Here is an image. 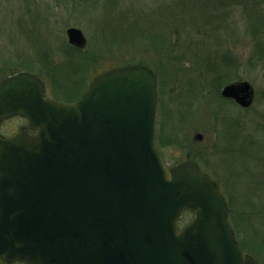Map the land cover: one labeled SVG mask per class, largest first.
<instances>
[{
	"label": "water",
	"instance_id": "1",
	"mask_svg": "<svg viewBox=\"0 0 264 264\" xmlns=\"http://www.w3.org/2000/svg\"><path fill=\"white\" fill-rule=\"evenodd\" d=\"M82 49L83 32L65 30ZM254 89L221 95L248 107ZM157 81L145 64L95 75L72 103L21 70L0 80V258L26 264H254L216 182L189 159L167 166L156 143ZM201 133L194 139L200 140ZM184 211L193 213L181 228Z\"/></svg>",
	"mask_w": 264,
	"mask_h": 264
},
{
	"label": "rangeland",
	"instance_id": "2",
	"mask_svg": "<svg viewBox=\"0 0 264 264\" xmlns=\"http://www.w3.org/2000/svg\"><path fill=\"white\" fill-rule=\"evenodd\" d=\"M70 26L83 32L84 48L68 43ZM70 59L96 66L85 74ZM127 61L157 78L167 164L193 160L217 181L237 239L264 264V0H0V79L31 71L63 100ZM236 80L253 86L249 107L220 95ZM25 123L13 117L1 131Z\"/></svg>",
	"mask_w": 264,
	"mask_h": 264
},
{
	"label": "trees",
	"instance_id": "3",
	"mask_svg": "<svg viewBox=\"0 0 264 264\" xmlns=\"http://www.w3.org/2000/svg\"><path fill=\"white\" fill-rule=\"evenodd\" d=\"M70 55L72 56V53L70 52ZM69 58H71V57H69ZM71 61L73 60V62H74V59H70ZM70 61V62H71ZM130 63H134L135 64V62H133V61H127V62H125L124 64H130ZM138 63H142L143 64V62H140V61H138ZM74 64H75V66H77V67H81V68H83V66H84V73L85 74H87L88 73V71H90V70H92V69H94L95 68V66H96V63H95V59H91V60H87V59H81L79 62H74ZM120 65H122V64H120ZM81 70V69H80ZM226 76V75H225ZM221 79V78H223V80H224V77H218L217 76V78H216V76L214 77V79L215 80H217V79ZM43 79V78H42ZM53 85H55L56 86V88H60L59 86H60V84H56L55 82H53L52 83ZM84 87H82L78 92H76V94H74L73 96H69V97H64V99H66L67 101H70V100H73V99H75V98H78L81 94H82V92L84 91ZM159 144V143H158ZM242 248L246 251V252H249V249L247 250V248H245L243 245H242ZM249 253H251V252H249Z\"/></svg>",
	"mask_w": 264,
	"mask_h": 264
},
{
	"label": "flooded vegetation",
	"instance_id": "4",
	"mask_svg": "<svg viewBox=\"0 0 264 264\" xmlns=\"http://www.w3.org/2000/svg\"><path fill=\"white\" fill-rule=\"evenodd\" d=\"M229 99V98H228ZM13 131H8V132H5V131H1V133L2 134H4V135H9V134H11ZM1 262V261H0ZM3 263V262H2Z\"/></svg>",
	"mask_w": 264,
	"mask_h": 264
}]
</instances>
